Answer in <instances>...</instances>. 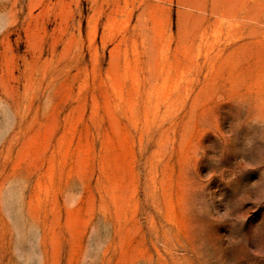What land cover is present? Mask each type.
Returning a JSON list of instances; mask_svg holds the SVG:
<instances>
[{
    "label": "rangeland",
    "instance_id": "obj_1",
    "mask_svg": "<svg viewBox=\"0 0 264 264\" xmlns=\"http://www.w3.org/2000/svg\"><path fill=\"white\" fill-rule=\"evenodd\" d=\"M0 264H264V0H0Z\"/></svg>",
    "mask_w": 264,
    "mask_h": 264
}]
</instances>
